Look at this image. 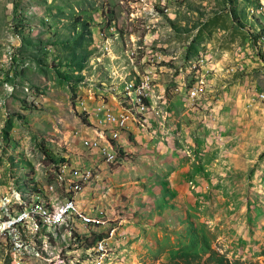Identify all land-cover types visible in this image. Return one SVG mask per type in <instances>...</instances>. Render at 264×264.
Instances as JSON below:
<instances>
[{
  "label": "rangeland",
  "instance_id": "obj_1",
  "mask_svg": "<svg viewBox=\"0 0 264 264\" xmlns=\"http://www.w3.org/2000/svg\"><path fill=\"white\" fill-rule=\"evenodd\" d=\"M72 200L18 264H264V0H0V211Z\"/></svg>",
  "mask_w": 264,
  "mask_h": 264
},
{
  "label": "bare ground",
  "instance_id": "obj_2",
  "mask_svg": "<svg viewBox=\"0 0 264 264\" xmlns=\"http://www.w3.org/2000/svg\"><path fill=\"white\" fill-rule=\"evenodd\" d=\"M124 117L129 120L122 121L121 127H126L127 123L130 121V117L127 114H125ZM109 156L111 159L113 158V160L116 161L117 155L110 154ZM81 191L82 186L77 184L73 189V194L79 195ZM19 205L21 209L16 215L12 213V209L8 206L4 205L6 208H1L2 211H0V225L9 226L12 224V222H16L17 218H25L31 212L33 213V217L28 218L27 227H29L28 225H32L34 227H31L32 231L34 229L38 230L39 232L42 229H46L48 232L57 231L67 225V219L71 216H75L78 221L86 227L96 224L101 225V222L94 221L86 215L80 213L74 200L68 201L65 207L58 212H54L40 203L31 206H26L25 204L20 203ZM6 237L7 230L0 229V239H4ZM93 252V254H96V256L103 257L107 253V247L105 244L99 243Z\"/></svg>",
  "mask_w": 264,
  "mask_h": 264
},
{
  "label": "built area",
  "instance_id": "obj_3",
  "mask_svg": "<svg viewBox=\"0 0 264 264\" xmlns=\"http://www.w3.org/2000/svg\"><path fill=\"white\" fill-rule=\"evenodd\" d=\"M144 81L141 82V84H144ZM148 101H149V98H148ZM93 110H94V114L100 120H102V124L107 127L104 130L103 129L99 130V133H97V136H99L100 139L99 140L97 139V141H103L104 131H113L115 138L116 136H121L120 135L121 123L122 121L129 120L124 117V110H129V107H122V109H120V105H119L116 108V107H113L109 102L106 103V101L103 100L99 102V104H97V106L94 107ZM86 144L91 149H97L96 141H89ZM30 217H33L32 212L29 213V215L26 216L25 218H17V221L12 222V224L9 226L0 225V229L7 230L6 240L10 241V250L7 251V253H8V256L14 259V264H18V254H23L24 245H33V249H37V247H47L46 243L39 242V238H37L36 240L21 241L22 230L27 229V220ZM75 246L76 245L72 244L71 249L61 253L59 259H65L68 261H72V264L77 263V261H74L71 259V253H75ZM44 263L46 262L44 261ZM29 264H32V263H29ZM50 264H54V263H50Z\"/></svg>",
  "mask_w": 264,
  "mask_h": 264
},
{
  "label": "trees",
  "instance_id": "obj_4",
  "mask_svg": "<svg viewBox=\"0 0 264 264\" xmlns=\"http://www.w3.org/2000/svg\"><path fill=\"white\" fill-rule=\"evenodd\" d=\"M71 50H73V53H75L77 51V48L76 47H72ZM221 264H223V263H221Z\"/></svg>",
  "mask_w": 264,
  "mask_h": 264
}]
</instances>
